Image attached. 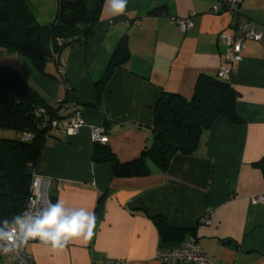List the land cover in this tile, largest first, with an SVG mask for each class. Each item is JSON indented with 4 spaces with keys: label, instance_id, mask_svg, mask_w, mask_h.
<instances>
[{
    "label": "crops",
    "instance_id": "0c3cea01",
    "mask_svg": "<svg viewBox=\"0 0 264 264\" xmlns=\"http://www.w3.org/2000/svg\"><path fill=\"white\" fill-rule=\"evenodd\" d=\"M28 1L40 24L54 21L59 0ZM221 1L128 0L121 15H112L105 3L94 34L63 51L65 82L56 79L52 62L47 75L30 68L31 79L21 76L54 108L66 99L82 111L86 125L74 136L49 138L34 174L49 180L56 202L69 210L86 208L97 218L87 241L57 251L29 244L35 264H162L157 253L172 247L162 242L155 216L196 229L186 237L197 238L212 264H264V203L252 201L264 195V175L256 166L264 158V0H242L238 23L253 26L262 38L247 40L242 61L233 65L225 59L223 39L231 18L211 14ZM191 14L195 24L186 33L170 19ZM121 42L129 59L113 73L100 104L87 107L96 103L95 83ZM225 67L233 69L228 83L239 95L241 124L217 119L196 153L177 155L166 173L151 166L149 176L116 178L111 163H94L92 128L105 129L119 162H132L153 143L162 94L191 100L200 76L217 77ZM204 216L211 225L200 223Z\"/></svg>",
    "mask_w": 264,
    "mask_h": 264
},
{
    "label": "trees",
    "instance_id": "16d2710c",
    "mask_svg": "<svg viewBox=\"0 0 264 264\" xmlns=\"http://www.w3.org/2000/svg\"><path fill=\"white\" fill-rule=\"evenodd\" d=\"M105 0H59L54 21L38 22L28 0H0V48L15 52L31 61L37 73L47 75L49 63L56 66V79L65 82L64 71L59 76L63 51L75 44H84L94 34ZM159 11H162L160 9ZM129 59L126 42H121L107 66L103 77L95 83L97 107L102 92L115 70ZM229 81V80H228ZM227 80L202 75L194 96L187 100L176 94H162L156 107L153 143L142 155L128 163L117 160L108 145L96 144L93 161L111 163L116 178L146 177L151 166L166 173L177 155L196 153L202 136L220 118L235 125L242 123L237 113L238 92ZM54 108L13 69H0V130L14 131L18 139H0V218H9L26 209L31 195L34 171L51 134L53 121L61 120L75 111L64 108L66 99ZM42 109L43 112H38ZM31 134L29 141L23 135ZM264 175V158L256 164ZM55 197H50L56 203ZM161 240L176 247L195 236L196 229H181L161 217H151Z\"/></svg>",
    "mask_w": 264,
    "mask_h": 264
},
{
    "label": "built area",
    "instance_id": "2783aa9c",
    "mask_svg": "<svg viewBox=\"0 0 264 264\" xmlns=\"http://www.w3.org/2000/svg\"><path fill=\"white\" fill-rule=\"evenodd\" d=\"M242 0H222L211 10L213 15L226 14L230 16L231 22L229 27L223 33L224 45L226 47L225 59L227 63L233 65L241 62L243 57V51L247 40L259 42L262 38V34L257 32L253 26L242 25L238 23V18L242 12ZM171 22L178 26V28L186 33L194 27L196 14H191L186 18L171 17ZM135 26L140 25V22H134ZM66 63L64 60H60L58 73L62 76L65 70ZM233 74L232 67L221 68L217 76L219 79L230 80ZM61 102V101H59ZM64 108L71 109L73 106L68 102L64 105ZM38 112H43L42 109H38ZM86 125L84 115L82 112L75 111L64 119L53 121L51 125V134L56 136H74L80 132V130ZM33 138L31 134L23 135V139L29 141ZM92 140L96 144L107 145L109 144V137L103 127L92 128ZM34 179L38 181L35 188H33V182L31 186V199L36 200V205H32L30 197L26 206V209L31 207L33 211L37 208L46 207L50 200L49 196V180L34 175ZM33 179V181H34ZM254 204L264 203V195L254 196L252 198ZM52 203V202H51ZM200 223L204 225H211L212 221L209 216H204L200 219ZM39 243L38 238L30 240L27 244L16 249L12 253L7 255L0 254V261L10 258L12 262H4L1 264H35L33 257L27 251L29 244ZM157 259L162 264H212L208 256H206L199 245V241L196 237H190L183 243L176 247L161 249L157 253ZM106 264H122L118 260H108Z\"/></svg>",
    "mask_w": 264,
    "mask_h": 264
},
{
    "label": "clouds",
    "instance_id": "9594fccd",
    "mask_svg": "<svg viewBox=\"0 0 264 264\" xmlns=\"http://www.w3.org/2000/svg\"><path fill=\"white\" fill-rule=\"evenodd\" d=\"M128 0H105L112 15L125 13ZM38 181L34 179L33 188ZM32 205L37 201L32 200ZM96 216L86 208L67 209L62 200L46 207H31L9 218H0V254L7 255L30 240L38 238L41 243L50 245L53 251L63 250L72 241H87L93 236Z\"/></svg>",
    "mask_w": 264,
    "mask_h": 264
},
{
    "label": "rangeland",
    "instance_id": "374dc122",
    "mask_svg": "<svg viewBox=\"0 0 264 264\" xmlns=\"http://www.w3.org/2000/svg\"><path fill=\"white\" fill-rule=\"evenodd\" d=\"M2 68L16 70L21 76L28 80L32 77L30 68L34 67L30 60L17 55L15 52L6 51L0 48V69ZM18 138V134L14 131L0 130V139L14 140Z\"/></svg>",
    "mask_w": 264,
    "mask_h": 264
},
{
    "label": "water",
    "instance_id": "95a60500",
    "mask_svg": "<svg viewBox=\"0 0 264 264\" xmlns=\"http://www.w3.org/2000/svg\"><path fill=\"white\" fill-rule=\"evenodd\" d=\"M230 244V243H229Z\"/></svg>",
    "mask_w": 264,
    "mask_h": 264
}]
</instances>
